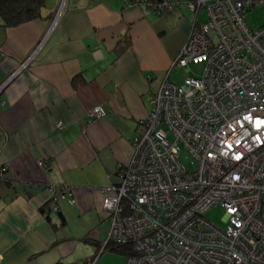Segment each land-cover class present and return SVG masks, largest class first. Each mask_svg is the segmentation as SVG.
<instances>
[{
  "label": "crops",
  "instance_id": "crops-1",
  "mask_svg": "<svg viewBox=\"0 0 264 264\" xmlns=\"http://www.w3.org/2000/svg\"><path fill=\"white\" fill-rule=\"evenodd\" d=\"M154 1L46 0L45 17L10 27L0 14V264H84L103 250V190L207 19L191 0L171 11ZM95 106L105 116L91 119ZM51 186L68 189L53 201Z\"/></svg>",
  "mask_w": 264,
  "mask_h": 264
},
{
  "label": "built area",
  "instance_id": "built-area-1",
  "mask_svg": "<svg viewBox=\"0 0 264 264\" xmlns=\"http://www.w3.org/2000/svg\"><path fill=\"white\" fill-rule=\"evenodd\" d=\"M183 1L151 4L171 11ZM187 3L205 9L208 21L194 22L140 120L129 163L103 190L105 243L129 245L126 264H264V24L251 29L244 19L264 0ZM198 64L200 74L169 79L174 69ZM105 114L95 106L89 117ZM50 189L57 201L68 188ZM216 205L225 210L224 226L205 216Z\"/></svg>",
  "mask_w": 264,
  "mask_h": 264
},
{
  "label": "rangeland",
  "instance_id": "rangeland-1",
  "mask_svg": "<svg viewBox=\"0 0 264 264\" xmlns=\"http://www.w3.org/2000/svg\"><path fill=\"white\" fill-rule=\"evenodd\" d=\"M205 13L202 12L200 15L201 20L203 22L208 21V16L207 19L204 15ZM244 19L247 23V25L251 29H257L259 28L262 24H264V5L261 6H256L253 7L251 10L247 11L244 15ZM203 65L198 64V65H190L188 66V71L186 72L183 69L176 68L173 70L172 73V80L178 83H182L183 80L189 75V74H200L202 71ZM181 160L189 167H193V163L191 162V157L187 153H183ZM205 216L215 223L216 225L219 226H224L226 225L225 222V210L219 206L216 205L213 208L207 210L205 212ZM95 260L94 264H123V262L126 264V256L122 253H118L116 251L112 250H105L103 252L102 249L99 250L97 254L93 256ZM90 259V260H92Z\"/></svg>",
  "mask_w": 264,
  "mask_h": 264
},
{
  "label": "trees",
  "instance_id": "trees-1",
  "mask_svg": "<svg viewBox=\"0 0 264 264\" xmlns=\"http://www.w3.org/2000/svg\"><path fill=\"white\" fill-rule=\"evenodd\" d=\"M45 3L46 0H0V14L6 26H17L24 22L40 18ZM42 211L49 214L50 206L48 207V211L45 208ZM104 250L116 251L125 256L134 254L129 245L112 241L104 243Z\"/></svg>",
  "mask_w": 264,
  "mask_h": 264
},
{
  "label": "water",
  "instance_id": "water-1",
  "mask_svg": "<svg viewBox=\"0 0 264 264\" xmlns=\"http://www.w3.org/2000/svg\"><path fill=\"white\" fill-rule=\"evenodd\" d=\"M45 11H46V9L44 8L43 10H42V16H46V14H45Z\"/></svg>",
  "mask_w": 264,
  "mask_h": 264
}]
</instances>
